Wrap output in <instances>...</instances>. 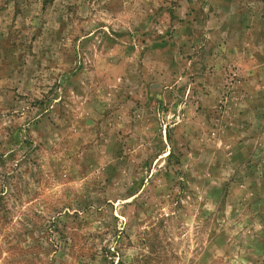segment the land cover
<instances>
[{
    "label": "rangeland",
    "instance_id": "374dc122",
    "mask_svg": "<svg viewBox=\"0 0 264 264\" xmlns=\"http://www.w3.org/2000/svg\"><path fill=\"white\" fill-rule=\"evenodd\" d=\"M0 264H264V0H0Z\"/></svg>",
    "mask_w": 264,
    "mask_h": 264
}]
</instances>
